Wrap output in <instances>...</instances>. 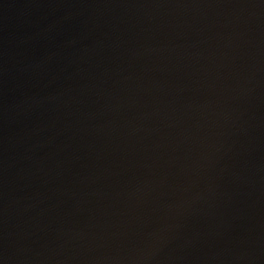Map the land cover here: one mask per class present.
I'll list each match as a JSON object with an SVG mask.
<instances>
[{
  "label": "water",
  "instance_id": "1",
  "mask_svg": "<svg viewBox=\"0 0 264 264\" xmlns=\"http://www.w3.org/2000/svg\"><path fill=\"white\" fill-rule=\"evenodd\" d=\"M0 264H264V0H0Z\"/></svg>",
  "mask_w": 264,
  "mask_h": 264
}]
</instances>
